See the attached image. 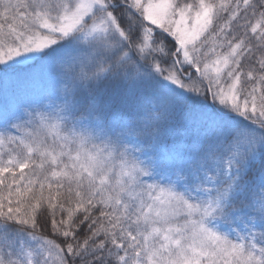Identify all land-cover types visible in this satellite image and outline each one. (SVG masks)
<instances>
[{
	"label": "snow or ice",
	"instance_id": "snow-or-ice-1",
	"mask_svg": "<svg viewBox=\"0 0 264 264\" xmlns=\"http://www.w3.org/2000/svg\"><path fill=\"white\" fill-rule=\"evenodd\" d=\"M0 264H264V0H0Z\"/></svg>",
	"mask_w": 264,
	"mask_h": 264
}]
</instances>
